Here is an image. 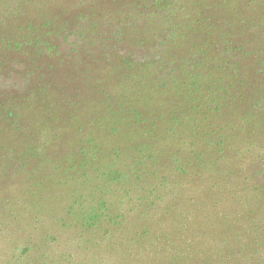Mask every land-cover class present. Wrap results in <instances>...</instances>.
Instances as JSON below:
<instances>
[{
	"label": "rangeland",
	"instance_id": "rangeland-1",
	"mask_svg": "<svg viewBox=\"0 0 264 264\" xmlns=\"http://www.w3.org/2000/svg\"><path fill=\"white\" fill-rule=\"evenodd\" d=\"M263 57L264 0H0V264H264Z\"/></svg>",
	"mask_w": 264,
	"mask_h": 264
},
{
	"label": "trees",
	"instance_id": "trees-1",
	"mask_svg": "<svg viewBox=\"0 0 264 264\" xmlns=\"http://www.w3.org/2000/svg\"><path fill=\"white\" fill-rule=\"evenodd\" d=\"M264 58V57H263ZM262 59V57H261ZM232 61V60H231ZM236 62V61H235ZM199 63V62H198ZM210 64V65H208ZM208 64H205L204 68L202 69V74H206V80H202L203 84L204 83H208L207 85L209 86L210 84L213 85H218V86H210L208 88V90H238V84L240 83V81H232L234 78V75L230 77V79H228L227 81H224L225 79V73L227 71H230L232 69V65L230 64V62L228 63L227 61H224L223 63H215V62H210ZM258 66H259V72L263 73L264 70V61L259 60L257 62ZM208 65V66H207ZM200 68H197V71ZM233 73H236V69L234 68ZM218 73V78H216L215 75H213L214 73ZM194 79H192V83L191 84H199L201 83L200 81L198 82V76L197 77H193ZM222 83H220V81H222ZM256 89L253 88L251 90H264V78H262V80H260L257 84H256ZM207 88V87H206ZM261 104H260V109L257 111L258 114L262 113V115L264 116V99L261 100ZM246 113H250L248 110H245Z\"/></svg>",
	"mask_w": 264,
	"mask_h": 264
}]
</instances>
